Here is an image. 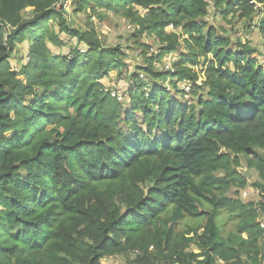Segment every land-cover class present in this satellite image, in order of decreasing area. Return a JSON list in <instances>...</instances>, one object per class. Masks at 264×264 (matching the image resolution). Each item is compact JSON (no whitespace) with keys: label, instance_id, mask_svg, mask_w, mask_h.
I'll list each match as a JSON object with an SVG mask.
<instances>
[{"label":"trees","instance_id":"1","mask_svg":"<svg viewBox=\"0 0 264 264\" xmlns=\"http://www.w3.org/2000/svg\"><path fill=\"white\" fill-rule=\"evenodd\" d=\"M71 1L130 19L160 53L142 51L147 65L130 75L124 105L101 83L121 73L118 48L70 28L61 0H0V264H101L128 253L133 264H262L264 67L204 19L212 3L264 39V16L254 22L261 12L249 0ZM61 34L76 39L67 55L49 47ZM24 43L27 62L14 69ZM171 54L172 69L156 71ZM164 83L182 96V86L191 96L203 87L205 97L182 102ZM239 157L258 174L257 202L225 196L245 186ZM223 212L234 225L225 235Z\"/></svg>","mask_w":264,"mask_h":264},{"label":"rangeland","instance_id":"2","mask_svg":"<svg viewBox=\"0 0 264 264\" xmlns=\"http://www.w3.org/2000/svg\"><path fill=\"white\" fill-rule=\"evenodd\" d=\"M91 5L83 6V10L78 11L75 3L68 0L67 6H60L59 11L62 12V17L66 24L78 31H94L99 38L101 44L105 48L115 49L118 48L122 54L121 61L123 63L121 73L113 70L110 74L101 80V83L105 90H109L112 94L117 96L119 102L122 104H128L126 100V91L129 84V78L132 73H142L139 69L147 65L144 59L142 51L147 52V56L156 55L160 53L159 43L155 37L148 36L146 33L140 35L137 33V24L131 22L130 19L124 18L119 14H115L111 10L107 9H91ZM144 12H142V15ZM208 16L204 19L207 27L215 29L218 36L227 38L231 42L230 48L236 50V45L248 44L256 52V59L259 64L264 67V39L259 32L252 27H248L247 20L240 19L237 16L232 17L231 15L224 18L220 15L219 10L214 7L211 3L208 9ZM29 16V13H26ZM264 16V13L257 16L254 22ZM169 31L171 28L169 27ZM174 30V29H173ZM57 31V29H56ZM60 44L52 46L49 44L51 51L55 54L67 55L69 51L76 45L75 38H69L64 34L60 35ZM141 44H145L146 47H141ZM144 49V50H143ZM27 44L20 45L13 53L10 63L14 69L20 68L21 65L27 62ZM184 50V49H183ZM177 60V56L173 54L162 57L161 61L155 62L153 67L156 71H168L172 69L173 63ZM199 62L202 63L200 59ZM198 69V75L204 76L203 68L201 65L196 67ZM232 68V67H231ZM145 81L149 82L150 78L145 75H140ZM205 77L202 78L204 80ZM166 87L167 93L174 98L187 103H195L198 96L205 97V89L199 87L197 89V96H191L188 94V90H184V96L174 92L168 83L163 84ZM148 89V88H147ZM196 90V88H195ZM261 154H264L263 150H256ZM238 166L234 167L237 174L244 177L245 186L239 187L238 185H231L226 191L225 196L229 199L240 200L243 203L257 202L258 192L254 187L256 182H259L257 172L249 168L242 157ZM224 174L221 172L217 176L221 177ZM219 225L222 227L223 234H227L234 230V225L230 221L228 215L223 212L219 218ZM204 221L201 218L184 220L183 223L179 224L177 228L180 232H186L189 227H195L203 224ZM264 246V241L260 242ZM193 252L198 251L192 245L191 249ZM136 253H128L126 256L118 255L110 258H104L101 264H133L136 260ZM244 258V257H243ZM155 264H164L162 261H158ZM177 264V263H176ZM264 264V258L262 261Z\"/></svg>","mask_w":264,"mask_h":264},{"label":"built area","instance_id":"3","mask_svg":"<svg viewBox=\"0 0 264 264\" xmlns=\"http://www.w3.org/2000/svg\"><path fill=\"white\" fill-rule=\"evenodd\" d=\"M249 3L252 4V5H254V6H255V9H256V10H259V11L261 12V15L264 13V5L256 4L253 0H249ZM67 5H68V1H67V0H61V2H59V3L56 5V8L59 9L60 6H67ZM169 27H170L171 30L173 31V27H172V26H169ZM82 51H84V49H83ZM195 72L198 74V69H197V68L195 69ZM203 77H204L203 75H201V76L198 75V78H197V81H196V84H197L198 86H201V85H202V82H203L202 78H203ZM181 88L186 89V90L188 89L187 86H182ZM113 95H114V94H113ZM116 97H117V96H116ZM117 100H118V98H117ZM118 101H119V100H118ZM260 227L264 229V222H260Z\"/></svg>","mask_w":264,"mask_h":264}]
</instances>
